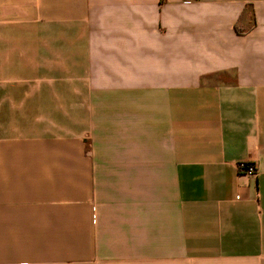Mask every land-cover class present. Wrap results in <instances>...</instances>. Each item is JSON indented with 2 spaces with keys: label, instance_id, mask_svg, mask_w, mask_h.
I'll return each instance as SVG.
<instances>
[{
  "label": "crops",
  "instance_id": "obj_1",
  "mask_svg": "<svg viewBox=\"0 0 264 264\" xmlns=\"http://www.w3.org/2000/svg\"><path fill=\"white\" fill-rule=\"evenodd\" d=\"M0 264H264V0H0Z\"/></svg>",
  "mask_w": 264,
  "mask_h": 264
},
{
  "label": "built area",
  "instance_id": "obj_2",
  "mask_svg": "<svg viewBox=\"0 0 264 264\" xmlns=\"http://www.w3.org/2000/svg\"><path fill=\"white\" fill-rule=\"evenodd\" d=\"M238 168L240 171H243L249 175H254L257 172L256 164L252 163V162L243 161V162L239 163Z\"/></svg>",
  "mask_w": 264,
  "mask_h": 264
}]
</instances>
